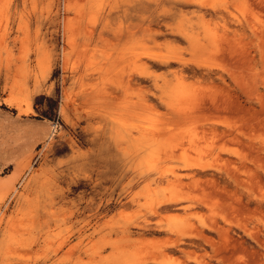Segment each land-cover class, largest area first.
Returning a JSON list of instances; mask_svg holds the SVG:
<instances>
[{
	"label": "rangeland",
	"instance_id": "rangeland-1",
	"mask_svg": "<svg viewBox=\"0 0 264 264\" xmlns=\"http://www.w3.org/2000/svg\"><path fill=\"white\" fill-rule=\"evenodd\" d=\"M0 264H264V0H0Z\"/></svg>",
	"mask_w": 264,
	"mask_h": 264
}]
</instances>
